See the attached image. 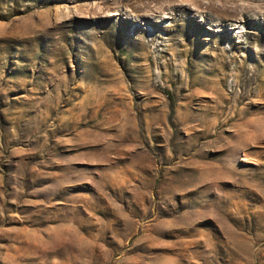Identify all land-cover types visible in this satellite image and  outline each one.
Here are the masks:
<instances>
[{
    "label": "rangeland",
    "instance_id": "rangeland-1",
    "mask_svg": "<svg viewBox=\"0 0 264 264\" xmlns=\"http://www.w3.org/2000/svg\"><path fill=\"white\" fill-rule=\"evenodd\" d=\"M209 1L0 0V264H264V0Z\"/></svg>",
    "mask_w": 264,
    "mask_h": 264
},
{
    "label": "bare ground",
    "instance_id": "bare-ground-1",
    "mask_svg": "<svg viewBox=\"0 0 264 264\" xmlns=\"http://www.w3.org/2000/svg\"><path fill=\"white\" fill-rule=\"evenodd\" d=\"M155 1V0H154ZM168 1V6L170 7H172V5H173V0H167ZM211 1V0H210ZM209 1V2H210ZM224 1V0H223ZM234 0H232V2H233ZM114 2V0H98V2L96 3V5H94V7L93 8H91V10L92 11H94V12H97V11H99V13H103L104 11H107V10H111V9H109L111 6H115V4L113 3ZM163 2V1H162ZM165 2V1H164ZM208 2V3H209ZM212 2V1H211ZM166 3V2H165ZM249 3V2H248ZM113 4V5H112ZM223 4V3H222ZM250 4V3H249ZM261 4V3H260ZM250 5H252V4H250ZM173 6H175V5H173ZM205 6V5H204ZM223 6V5H222ZM229 6V5H228ZM243 6V5H242ZM249 6V5H248ZM262 6V5H261ZM167 7V6H166ZM168 7V8H169ZM118 8V7H117ZM175 8L178 10H182V9H184V6L182 5V4H179V5H176L175 6ZM164 9V8H163ZM166 9V8H165ZM220 9V8H219ZM226 9H228V8H226ZM149 10H151V9H149ZM225 10V9H224ZM152 11V10H151ZM161 11V10H160ZM211 11H212V9H211ZM150 12V11H149ZM154 12V11H153ZM160 13V12H159ZM239 13V12H238ZM217 15V14H216ZM235 15V14H234ZM226 17V16H225ZM189 18V17H188ZM226 19V18H225ZM187 20V19H186ZM147 21V20H146ZM189 22L191 23V20L189 19ZM189 22H188V24H189ZM187 26V25H186ZM183 33V32H182ZM193 34V33H192ZM181 35V34H180ZM189 36V35H188ZM187 35H183L182 34V37L185 39V38H187L188 37Z\"/></svg>",
    "mask_w": 264,
    "mask_h": 264
}]
</instances>
